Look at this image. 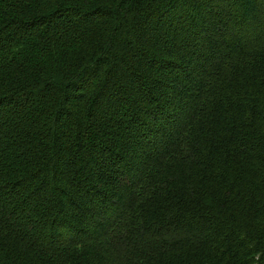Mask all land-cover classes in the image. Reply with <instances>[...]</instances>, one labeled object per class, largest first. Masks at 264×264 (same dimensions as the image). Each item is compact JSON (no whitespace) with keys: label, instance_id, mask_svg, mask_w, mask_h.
<instances>
[{"label":"trees","instance_id":"1","mask_svg":"<svg viewBox=\"0 0 264 264\" xmlns=\"http://www.w3.org/2000/svg\"><path fill=\"white\" fill-rule=\"evenodd\" d=\"M0 264H264V0H0Z\"/></svg>","mask_w":264,"mask_h":264}]
</instances>
